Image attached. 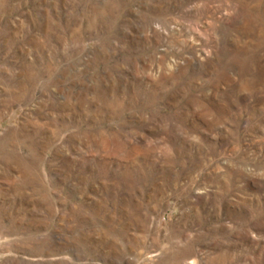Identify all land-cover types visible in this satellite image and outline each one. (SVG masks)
I'll use <instances>...</instances> for the list:
<instances>
[{
  "label": "rangeland",
  "instance_id": "obj_1",
  "mask_svg": "<svg viewBox=\"0 0 264 264\" xmlns=\"http://www.w3.org/2000/svg\"><path fill=\"white\" fill-rule=\"evenodd\" d=\"M0 264H264V0H0Z\"/></svg>",
  "mask_w": 264,
  "mask_h": 264
}]
</instances>
